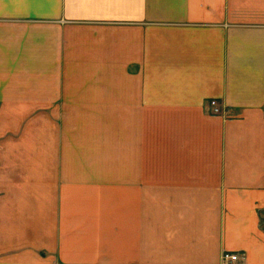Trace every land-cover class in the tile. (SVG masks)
<instances>
[{
	"label": "crops",
	"instance_id": "crops-1",
	"mask_svg": "<svg viewBox=\"0 0 264 264\" xmlns=\"http://www.w3.org/2000/svg\"><path fill=\"white\" fill-rule=\"evenodd\" d=\"M226 253L264 264V0H0V264Z\"/></svg>",
	"mask_w": 264,
	"mask_h": 264
},
{
	"label": "rangeland",
	"instance_id": "rangeland-1",
	"mask_svg": "<svg viewBox=\"0 0 264 264\" xmlns=\"http://www.w3.org/2000/svg\"><path fill=\"white\" fill-rule=\"evenodd\" d=\"M217 102V100H215ZM209 107L211 109V113H213V108L209 103ZM217 108H221L217 102ZM51 121L58 123H62L64 120L66 122V126L74 129L78 126L79 129L75 130L77 136H75L76 140L78 139L79 145L69 146L66 148L74 149L75 152L80 154H96L101 155L103 159L104 154V123H105V115L104 114H70V115H49ZM95 128V129H93ZM74 132V130H72ZM80 136V138H79ZM99 166H103L104 162L102 160L101 163H95Z\"/></svg>",
	"mask_w": 264,
	"mask_h": 264
},
{
	"label": "built area",
	"instance_id": "built-area-1",
	"mask_svg": "<svg viewBox=\"0 0 264 264\" xmlns=\"http://www.w3.org/2000/svg\"><path fill=\"white\" fill-rule=\"evenodd\" d=\"M210 104H211V106L213 108L212 111H213L214 115L219 114L220 113V109L216 107L217 106V102L215 100H212V101H210ZM238 259H239L238 255H233V254H229V253H226L224 255V261L228 262L229 264L237 262Z\"/></svg>",
	"mask_w": 264,
	"mask_h": 264
}]
</instances>
